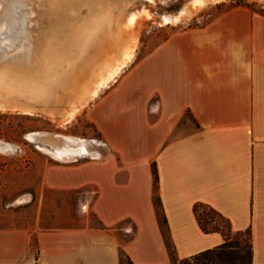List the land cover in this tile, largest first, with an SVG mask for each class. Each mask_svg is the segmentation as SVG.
<instances>
[{"label": "crops", "instance_id": "0c3cea01", "mask_svg": "<svg viewBox=\"0 0 264 264\" xmlns=\"http://www.w3.org/2000/svg\"><path fill=\"white\" fill-rule=\"evenodd\" d=\"M117 64H102L79 100L40 104L22 89V99L0 102V110L64 123L82 109L106 149L96 158L65 155L43 171L44 186L75 193L98 224L0 229V264H182L241 233L249 264H264V20L230 9L173 32L85 106ZM197 204L227 221L226 235L200 228Z\"/></svg>", "mask_w": 264, "mask_h": 264}, {"label": "rangeland", "instance_id": "374dc122", "mask_svg": "<svg viewBox=\"0 0 264 264\" xmlns=\"http://www.w3.org/2000/svg\"><path fill=\"white\" fill-rule=\"evenodd\" d=\"M78 1L79 6L67 10L71 18L65 16L60 22L56 19V14L64 8L57 7L60 0H0V44L13 40L19 31H12L19 28V20H26L22 39L14 41L10 48L1 46L7 52L0 50V102L10 96L14 100L22 99L23 95L18 92L22 89L30 95L31 102L40 104L56 106L72 96L79 100L94 86L102 64L105 69L112 68L125 52L132 50L131 60L107 80L95 96H90L85 103L87 106L173 32L204 26L230 9L246 10L253 19L264 20V0H204L201 5L189 8L182 20L174 24L163 23L165 14L176 12L190 0ZM234 1L247 6H233ZM139 10H146L149 15L141 14L134 25H126L128 13ZM143 67L149 68L148 61ZM104 76L106 72L95 86ZM4 88L14 90L6 94ZM0 142L9 145L2 149L0 144L1 230L28 229L32 232L80 226L86 222L98 224L75 193L44 186V168L56 158L36 147L55 148L63 153L62 157L73 155L64 159L68 161L96 158L105 152L104 143L97 138L95 127L83 116L82 109L66 123L51 121L43 115L0 110ZM197 211L226 230L225 222L207 209L198 208ZM247 238L246 233L236 234L231 244L239 245V249L225 251L224 260L229 264H247ZM183 264H195V261Z\"/></svg>", "mask_w": 264, "mask_h": 264}, {"label": "trees", "instance_id": "16d2710c", "mask_svg": "<svg viewBox=\"0 0 264 264\" xmlns=\"http://www.w3.org/2000/svg\"><path fill=\"white\" fill-rule=\"evenodd\" d=\"M237 5H245L246 4H242L240 1H234V5L233 6H237ZM167 38V37H166ZM165 38V39H166ZM153 174L155 176V181L154 183L156 184V174L153 171ZM153 204L155 206V209L157 211V218L159 221V224L161 226V231L162 234L164 236L165 239V244L167 246V249L169 251V255L172 259H174V252H173V246L170 243L168 234H167V226H166V221L165 218L163 216V213L161 211V206H160V200H159V196L156 192V185H155V189H154V193H153ZM198 208H205L208 211H210L213 215H215L216 217H218L219 219L223 220L226 224V230H222L216 223V221L212 218H210L208 215H206V217H202V215L197 211ZM194 214L195 217L197 219V222L200 226V228L204 231V232H210V231H220L222 232L224 235L227 234V232L229 231V225L227 223V221L221 217L215 210H213L210 207H207L205 205H201V204H197L194 206ZM232 240H226L223 244H221L218 247H215L213 249H209L206 251H203L201 253H198L196 255L191 256L190 258L184 260V261H195V264H229L226 260H224L223 258V254L225 253V251H228L230 249H239V245L238 246H233L231 244ZM247 255H248V263L251 260V250H250V245L247 244ZM183 261V262H184ZM182 262V264H183Z\"/></svg>", "mask_w": 264, "mask_h": 264}, {"label": "bare ground", "instance_id": "6f19581e", "mask_svg": "<svg viewBox=\"0 0 264 264\" xmlns=\"http://www.w3.org/2000/svg\"><path fill=\"white\" fill-rule=\"evenodd\" d=\"M99 1V0H98ZM98 1H96L97 2V4H96V7L98 6ZM104 1H106V2H108L107 0H104ZM111 1V0H110ZM115 1V0H114ZM101 3V2H100ZM203 3V0H193V7L195 8V7H197V6H199V5H201ZM79 4H80V2L78 1V0H60V2H59V6H57V7H60L59 9L61 10L63 7V9L61 10V12L60 13H57L56 14V19L57 20H60V22H63L64 20H65V16L67 17V18H71L69 15V13L67 12V10H72L74 7H77V6H79ZM104 5H105V3H103ZM109 4V3H108ZM107 3H106V5H108ZM90 5V4H89ZM92 6V5H91ZM101 6H103V5H101ZM93 7V6H92ZM91 7V8H92ZM99 7V6H98ZM101 8V7H100ZM75 9V8H74ZM94 9V8H93ZM98 8H95L94 10H97ZM14 14V13H13ZM145 15V16H148L149 14H148V12L146 11V10H139L138 12H135V11H132V12H130V13H128V16L126 17V25H128V26H131V25H134L135 23H136V20H137V18L140 16V15ZM13 18H14V16H13ZM18 21V20H17ZM178 21V19H176V18H174V19H171L168 15H165L164 16V18H163V23L164 24H170V23H172V24H174V23H176ZM10 22V21H9ZM13 22H15V19H14V21ZM18 23V22H17ZM16 24V23H15ZM13 25H14V23H13ZM16 26V25H15ZM15 26H14V28H15ZM17 26H19V28L17 27V29H15V30H13L12 31V33H15V32H17V31H19L18 33H16V35H15V38L13 39V40H11L10 42H5V43H2V44H0V48H1V46L3 45L4 47H6V48H10V46L11 45H13L14 44V41H18V40H21L22 38L21 37H23L22 35H23V33H25V31H26V20H19V24L17 25ZM75 34V33H74ZM78 34V33H77ZM80 34V33H79ZM49 37L51 36V34H49L48 35ZM77 36V35H76ZM48 44V43H47ZM50 45V44H49ZM52 45V44H51ZM48 47V46H47ZM51 47V46H50ZM50 49V48H49ZM4 50H5V48H4ZM6 51V50H5ZM7 52V51H6ZM132 54H133V52H132V50H128L127 52H125V58L124 59H121V60H123V62H122V65L121 66H119L118 64L119 63H121L120 61L118 62V66L116 67V68H114V69H112L111 71H110V73H109V75H108V77L107 78H105L104 80H101L100 81V85L101 86H103L106 82H107V80H109L110 78H113L121 69H122V67L125 65V64H127V62L129 61V60H131V56H132ZM107 84V83H106ZM98 87H99V85H98ZM97 87V88H98ZM100 88V87H99ZM98 90H100V89H98ZM98 92V91H97ZM76 113V111L75 112H73V113H71V115H70V118L71 117H73L74 116V114ZM0 144L2 145V149L3 148H6V147H8L9 145L8 144H6V143H3V142H0ZM36 147L37 148H39V149H43V150H46V151H48L54 158H56V159H62L61 157H62V155H63V153H59L58 151H55V148H53L52 150H49V149H47V148H44V147H42V146H40V145H36ZM84 147V146H83ZM84 149V148H83Z\"/></svg>", "mask_w": 264, "mask_h": 264}, {"label": "water", "instance_id": "95a60500", "mask_svg": "<svg viewBox=\"0 0 264 264\" xmlns=\"http://www.w3.org/2000/svg\"><path fill=\"white\" fill-rule=\"evenodd\" d=\"M204 1V0H203ZM193 7V0H190L189 3L187 5L182 6L179 10H177L176 12L172 13V14H165L168 15L171 19H178L177 22H179L180 20H182V18L184 17V15L187 13V10L189 8ZM162 18L163 16H161V21L160 23H162ZM0 50H4L3 47L0 48ZM122 54V53H121ZM121 56V55H120Z\"/></svg>", "mask_w": 264, "mask_h": 264}]
</instances>
